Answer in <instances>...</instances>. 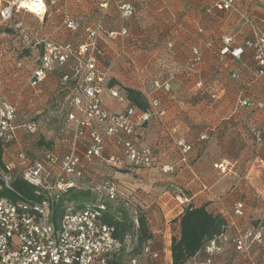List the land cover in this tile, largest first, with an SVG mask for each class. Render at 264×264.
Returning <instances> with one entry per match:
<instances>
[{
	"label": "built area",
	"instance_id": "built-area-1",
	"mask_svg": "<svg viewBox=\"0 0 264 264\" xmlns=\"http://www.w3.org/2000/svg\"><path fill=\"white\" fill-rule=\"evenodd\" d=\"M111 3L123 19L135 13V6L127 0H99L98 7L106 10ZM211 8L219 12L234 11L252 32V36L240 45H235L231 34L221 36L218 60L222 62L226 56L237 59L248 49L257 67L256 75L264 76V30L256 29L252 17L238 8L235 0H214ZM47 9L45 0H0V26H8L13 16L20 12L42 21ZM61 24L78 35L76 41L60 42L40 37L33 42L23 36V49L41 47L36 64L25 80L20 81V59L8 61L7 67L0 62V82H5L8 91L15 90L16 83L21 86L15 90V100L8 99L0 90V264H111L125 244L136 239L133 234L119 241L114 236V227L102 219L106 202L119 203L133 209L131 218L137 226V211L142 210L135 199L123 196L116 180L104 176L97 182L90 176L94 175L95 165L115 167L121 164L122 159L117 154L105 155L106 142L109 141L118 148L129 166H153V149L142 143L141 130L152 119L164 115L156 92H169L170 83L167 79L152 81L151 89L144 94L148 104L144 111L132 105L123 112L111 111L104 105L103 98L110 96L122 100L124 96L117 86L109 85V65L99 60L104 55L99 46L100 37L105 34L102 21L82 24L65 10ZM115 34L110 31L107 36ZM192 55L191 64L195 66L201 62V54L194 48ZM67 64L70 73L58 78L53 91L57 105L51 111L59 119L61 131L67 135L66 150H44L32 158L24 148L21 134H36L40 123L21 114L19 106L25 97H34L48 72ZM230 75L236 78L238 73L234 70ZM195 84L201 93L216 97L202 81ZM239 104L246 105V102ZM248 131L256 143L262 141V131L257 126H250ZM163 132L174 133L175 129L163 127ZM176 146L179 162L186 163L190 146L181 138L176 140ZM214 167L224 169L221 163L214 164ZM170 169L166 165L161 167L163 172ZM16 178L33 187L31 196L22 195L12 186ZM68 189L90 190L94 198L83 203L65 201L58 213L60 197ZM232 213L241 216L242 203H236ZM144 219L150 235L156 233L150 230L148 214H144ZM229 231L232 232L231 238ZM261 233L260 225L243 232L230 219L225 230L212 237L201 253L197 252L184 264H223L216 258L226 251V247L219 245L226 241L232 243L237 254L244 256L243 264H255L250 248L252 242H261ZM127 263L172 264L171 251L164 242L161 247L153 246L150 237L139 245L137 253L129 257Z\"/></svg>",
	"mask_w": 264,
	"mask_h": 264
},
{
	"label": "crops",
	"instance_id": "crops-1",
	"mask_svg": "<svg viewBox=\"0 0 264 264\" xmlns=\"http://www.w3.org/2000/svg\"><path fill=\"white\" fill-rule=\"evenodd\" d=\"M51 1L45 0L48 9L40 22L46 25L56 18L59 24L54 29L60 32V42L78 37L61 24L65 10L82 24L102 21L105 34L99 45L105 64L112 67L115 86L135 88L144 95L154 79L170 83L169 92H156L164 115L141 130L142 143L153 149V166L131 167L111 141L105 148V155L117 154L127 165L126 173L134 175L132 191L146 208L150 230L164 238L165 247L170 249L171 239L179 237L180 216L188 206L204 205L227 222L233 219L243 232L259 223L264 235V76L256 75L248 49L239 58L226 56L222 62L217 53L221 36L231 34L235 45H240L252 36L251 28L234 11L212 9L214 0H127L135 6L134 15L127 19L120 17L112 3L103 10L98 7L99 0ZM235 3L252 17L257 30H264V0ZM110 31L115 36L108 37ZM194 48L201 54V62L195 66L191 64ZM35 64L29 62V69ZM234 70L236 78L230 75ZM67 72L68 64L48 72L34 97H25L21 106H56L53 91L58 78ZM199 80L215 98L200 92L195 84ZM4 93L15 100V90ZM241 101L246 105H240ZM103 103L114 112L131 105L125 96L122 100L105 96ZM252 125L262 131L261 143H255L249 133ZM163 127L175 132L166 134ZM180 138L192 146L186 163L179 162L176 140ZM219 163L223 171L214 167ZM164 165L171 169L163 172ZM238 201L244 204L241 216L232 213ZM229 250L233 246L220 257L229 255L230 264H236V255L232 257ZM255 251L253 247V262H261Z\"/></svg>",
	"mask_w": 264,
	"mask_h": 264
},
{
	"label": "rangeland",
	"instance_id": "rangeland-1",
	"mask_svg": "<svg viewBox=\"0 0 264 264\" xmlns=\"http://www.w3.org/2000/svg\"><path fill=\"white\" fill-rule=\"evenodd\" d=\"M56 20V18H50L46 25H43L40 20L33 15L20 12L13 16L8 26H0V62L4 67H7L8 61L13 58L20 59L22 64L20 81L25 80L26 74L30 71L28 65L29 62H31V64L32 62L35 63V60L41 51L40 46L35 49H23V36L25 35L27 39L32 40L33 42L40 37H45L47 40L58 41L60 38V32L59 30L57 31L54 29V27L59 24ZM103 56L105 57V55ZM103 56L99 57V60L101 63L105 64ZM15 85L14 89L19 90L21 87L20 83H16ZM0 90L3 93L8 91L4 81L0 82ZM54 107L55 106H45L44 108L38 109V106H19L21 114L26 116V118H32L40 123L39 130L36 134L32 136H28L23 133L21 134V141L24 142V148L32 158L37 157L44 150L54 149V151L57 152H63L66 150L67 135L61 131V125L59 119L55 116V113L51 112ZM125 167H127V165L123 163L118 165V167L106 164L105 166L95 165L93 167L94 175H91L90 177H93L97 182L104 176L105 178H112L116 180L119 184L120 193L123 196L135 199L139 210H142V212L137 211V215L144 216V214H147L146 208L141 205L131 187L134 182V175L126 173L129 171ZM119 172L120 174H118ZM127 209L132 216L134 214L133 209L130 207H127ZM261 216H264V209L261 212ZM261 235V245L255 247V258H261V262L255 261V264H264V235L263 233H261ZM164 241V238L159 237L157 233L151 234V242L153 243V246L161 247L163 246ZM219 245L226 248H229L230 246L232 247V243L230 241H226V243L223 244L220 243ZM138 247L139 244L136 237V239L134 238L132 241L127 243V245L125 244L120 253L117 255V258H119L123 264H128V258L137 253ZM237 256V263L243 264L245 262L244 256L240 254ZM219 257L220 256H217L216 259H219ZM221 259L224 264H230L228 261V259H230L229 255H224Z\"/></svg>",
	"mask_w": 264,
	"mask_h": 264
},
{
	"label": "trees",
	"instance_id": "trees-1",
	"mask_svg": "<svg viewBox=\"0 0 264 264\" xmlns=\"http://www.w3.org/2000/svg\"><path fill=\"white\" fill-rule=\"evenodd\" d=\"M104 61H105V57H104ZM109 68L111 72L112 67H110V65ZM67 73L69 74V72ZM115 83L116 82L113 80L112 75L110 73L109 85L115 86ZM119 89L123 91L125 98L129 101V103L132 106L142 111L147 109L148 106L147 100L140 90L130 87H123V88L121 87ZM188 145L190 146V149L187 152V161H188L189 152L192 150L191 144L188 143ZM0 158H1V149H0ZM12 186L24 196H31L33 194V187L27 184L25 181H22L21 179L18 178L14 179ZM93 198L94 195L90 190L68 189L65 192H63L60 197V202L57 205V207L59 208L58 213L61 212L60 210L62 207L60 206H62L65 201L73 200L75 202L83 203V201ZM107 203H106V209L102 215V219L105 223L114 227V236L119 241L124 240L125 236L127 235L136 234L137 242L140 245L141 243L145 242L151 237L144 216L138 215V224L137 226H135L131 218L132 216L129 213L127 207L119 203L116 204L112 202H107ZM236 203H242L244 210L243 202L238 201ZM227 223H228L227 220H225L223 216L219 214H213L212 212L208 211L204 205L198 207H191V206L186 207L182 215L180 216V220H179V225H180L179 237L178 238L173 237L171 239L170 251H171L172 264H184L189 258L194 256L197 252L201 253L205 244L212 237L219 234L221 231L225 230V226L227 225ZM253 225L257 227L260 224L255 223ZM228 235L229 238H231L232 232L229 231ZM260 243L261 242H256V241L252 242L250 248L252 259H253L252 249L253 247L261 245ZM228 252L232 253V257L236 255L235 262L236 264H238L237 263L238 254L234 250V248L232 251L229 250ZM111 264H123V263L116 256L111 261Z\"/></svg>",
	"mask_w": 264,
	"mask_h": 264
}]
</instances>
